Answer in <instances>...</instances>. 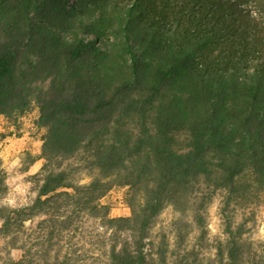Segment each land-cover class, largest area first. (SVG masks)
I'll return each instance as SVG.
<instances>
[{
	"label": "trees",
	"instance_id": "16d2710c",
	"mask_svg": "<svg viewBox=\"0 0 264 264\" xmlns=\"http://www.w3.org/2000/svg\"><path fill=\"white\" fill-rule=\"evenodd\" d=\"M239 2L0 0V112L38 108L50 160L87 140V167L113 179L82 192V207L121 183L134 206L143 194L145 213L168 200L183 208L200 182L244 203L253 183L264 190V16ZM231 255L240 264L241 245Z\"/></svg>",
	"mask_w": 264,
	"mask_h": 264
},
{
	"label": "clouds",
	"instance_id": "9594fccd",
	"mask_svg": "<svg viewBox=\"0 0 264 264\" xmlns=\"http://www.w3.org/2000/svg\"><path fill=\"white\" fill-rule=\"evenodd\" d=\"M247 4L240 0L237 7L260 22L264 13L254 0ZM38 118V108L16 122L0 112V264H118L124 257L131 264H185L186 259L187 264H234L232 249L239 245L247 249L242 264L264 257V190L258 182L244 203L234 201L228 187L205 192L200 182V190L184 194L183 208L168 200L155 213H145L143 194L134 206L132 185L121 183L82 207L77 203L82 192L113 177L87 167V140L71 155L50 160L47 129ZM186 138L188 133L177 136L181 142ZM61 174L64 182L45 191L49 177ZM53 197L72 199L55 211L38 207Z\"/></svg>",
	"mask_w": 264,
	"mask_h": 264
},
{
	"label": "rangeland",
	"instance_id": "374dc122",
	"mask_svg": "<svg viewBox=\"0 0 264 264\" xmlns=\"http://www.w3.org/2000/svg\"><path fill=\"white\" fill-rule=\"evenodd\" d=\"M73 0H68V2H72ZM33 110V109H32ZM32 110H30L29 112H31ZM25 115V114H24ZM13 122H16L17 120H18V118H10ZM198 190H200V189H198ZM197 190V191H198ZM203 191H205V192H207V189L204 187L203 188ZM241 248H242V255H243V253L247 250L246 249V246H244V245H241ZM194 255V254H193ZM185 264H187V259L185 260ZM192 264H198V262L197 261H195V260H193V262H192ZM240 264H242V259H241V262H240ZM256 264H264V257H261L260 259H258L257 261H256Z\"/></svg>",
	"mask_w": 264,
	"mask_h": 264
}]
</instances>
